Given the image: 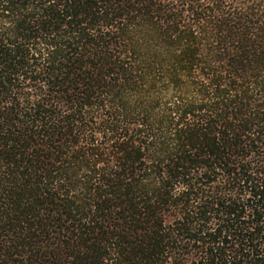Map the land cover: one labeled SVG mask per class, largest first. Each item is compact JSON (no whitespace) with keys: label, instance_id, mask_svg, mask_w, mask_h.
<instances>
[{"label":"trees","instance_id":"1","mask_svg":"<svg viewBox=\"0 0 264 264\" xmlns=\"http://www.w3.org/2000/svg\"><path fill=\"white\" fill-rule=\"evenodd\" d=\"M0 264H264V0H0Z\"/></svg>","mask_w":264,"mask_h":264}]
</instances>
